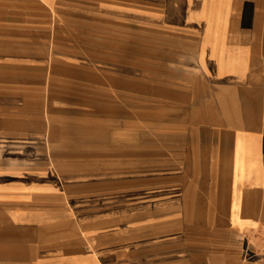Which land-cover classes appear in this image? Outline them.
Wrapping results in <instances>:
<instances>
[{"label": "crops", "instance_id": "1", "mask_svg": "<svg viewBox=\"0 0 264 264\" xmlns=\"http://www.w3.org/2000/svg\"><path fill=\"white\" fill-rule=\"evenodd\" d=\"M149 1L130 49L123 16L0 0V264H264V0ZM141 89L179 125L163 163L107 134Z\"/></svg>", "mask_w": 264, "mask_h": 264}, {"label": "rangeland", "instance_id": "2", "mask_svg": "<svg viewBox=\"0 0 264 264\" xmlns=\"http://www.w3.org/2000/svg\"><path fill=\"white\" fill-rule=\"evenodd\" d=\"M68 5L74 11H70L68 16L64 18L74 19L77 21H84L88 19H100V14H107L110 17L117 18L116 16H123L129 20V26L109 27L107 28L108 36L110 39L117 41H124L123 46L130 49H136L140 46H144L148 38L147 31V9L149 0H61ZM65 14V13H62ZM63 16L61 15V18ZM121 18V19H125ZM109 21L110 19L107 18ZM110 22V21H109ZM98 30V28H94ZM137 43V44H136ZM140 48V47H139ZM129 53L132 51L129 50ZM109 55H111L109 53ZM146 56V55H145ZM124 60L119 64L124 63V67H127L125 71H130L135 68L140 70V73H146L141 68H146L147 59L139 58L136 53L124 55ZM143 64V65H142ZM129 67V68H128ZM125 69V68H124ZM115 70V69H114ZM113 70V71H114ZM97 71V70H93ZM146 82V81H145ZM147 87L146 85H144ZM143 86L141 85V88ZM77 89V99H82L85 85L83 82L77 80L75 84ZM145 90V89H144ZM141 92H124V95L118 97L121 93L110 92L109 103H114L117 97L118 101L124 100L123 104L120 103L118 108L123 107V117H112L111 112L107 116V134L114 135L117 128L123 129L125 141H130V137H137L138 132L140 134L142 145L141 148L147 149V152H152L155 155L157 163H163V153L165 150V143L168 145L172 143L173 153L179 152V140H169L167 135L171 131L172 133L179 130L178 124H165V116L163 102L153 97V94L148 90ZM81 94V96H80ZM123 96V97H122ZM110 107V106H109ZM114 119V121H113ZM99 119L96 120L91 127L98 129ZM103 127L102 124H100ZM97 127V128H96ZM165 129L167 134L165 133ZM177 136H172L174 139ZM138 149V148H137ZM177 158L178 155H177ZM194 158V157H193Z\"/></svg>", "mask_w": 264, "mask_h": 264}]
</instances>
